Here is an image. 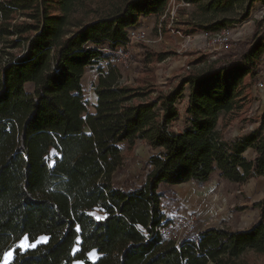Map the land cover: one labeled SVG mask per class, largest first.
Segmentation results:
<instances>
[{
  "label": "trees",
  "instance_id": "1",
  "mask_svg": "<svg viewBox=\"0 0 264 264\" xmlns=\"http://www.w3.org/2000/svg\"><path fill=\"white\" fill-rule=\"evenodd\" d=\"M183 1L198 6L207 34L227 30L225 15L236 5L245 20L253 3L264 4ZM169 3L0 0V253L24 235L48 238L22 255L17 248L13 264H245L249 251L264 255V219L245 230L197 224L194 238L178 244L157 230L170 218L164 200L175 186L203 185L216 171L241 184L264 178V118L251 132L225 135L261 83L264 17L251 39L232 42L215 60L199 56L166 90L151 64L168 52L147 49L134 85L120 67H100L95 112L88 111L87 68L126 44L142 17L164 16ZM187 89V120L175 129ZM139 140L154 150L145 182L116 185L121 144Z\"/></svg>",
  "mask_w": 264,
  "mask_h": 264
},
{
  "label": "rangeland",
  "instance_id": "2",
  "mask_svg": "<svg viewBox=\"0 0 264 264\" xmlns=\"http://www.w3.org/2000/svg\"><path fill=\"white\" fill-rule=\"evenodd\" d=\"M244 8L236 5L234 11L225 15L230 18L226 31L231 35L232 42L251 39L256 31V22L264 17V4L261 1L253 3L250 15L245 20L242 18L245 13ZM204 20L196 4L186 3L183 0H170L168 11L162 17L151 16L142 19L137 27L146 31L149 41L134 44L129 68L119 66L123 73V81L133 85L137 84V78L141 76L137 67L147 49L169 53L164 61L151 64L156 68L157 87L165 90L169 88V80L178 74H183L188 65L199 56L207 55L210 60L224 56V49L210 44L208 36L205 35L206 32L201 29ZM188 29L193 30L194 33L185 35L184 30ZM105 53L108 54L107 51ZM261 65L264 69V55ZM101 66V64H96L88 67L83 78L89 112H95L97 94L94 87L99 78L98 70ZM188 94L189 89L186 90L185 97L178 104L181 116L173 124L175 129H182L185 126ZM263 118L264 70L261 83L254 84L252 87L250 104L231 122L225 135L228 139H233L251 132L261 126ZM121 147L123 164L113 174V182L116 185L127 181L137 185L144 183L148 173L146 162L154 150L141 140L137 141L133 148H129L127 143L121 144ZM255 154L253 149L245 153L248 158H253ZM173 190L174 193L168 194L164 200L166 212L169 216L196 215L199 229L224 226L233 230H245L264 219V205L261 203L257 205L264 199V178L262 177L251 178L248 182L241 184L221 177L216 171L211 180L203 185L189 182L175 186ZM92 213L98 218L104 216L99 209L93 210ZM90 257L96 260L99 254L92 251ZM243 262L264 264V255L249 251L243 256ZM74 264H82V262L78 261Z\"/></svg>",
  "mask_w": 264,
  "mask_h": 264
},
{
  "label": "built area",
  "instance_id": "3",
  "mask_svg": "<svg viewBox=\"0 0 264 264\" xmlns=\"http://www.w3.org/2000/svg\"><path fill=\"white\" fill-rule=\"evenodd\" d=\"M159 27H161V25H159ZM205 35L208 36L210 44L213 46H217L221 49H227L232 46L231 35L226 30L212 34L205 33ZM148 41V34L144 29L137 26L131 28L128 32V42L117 46L106 59L100 60L99 64L102 65L101 68L103 70H106L109 66H124L129 68L131 65V55L134 44L137 42ZM100 74L101 72L98 71V77ZM157 230L166 241L174 240L176 244L181 240L191 241L198 231L197 217L194 214L170 216V218L163 222Z\"/></svg>",
  "mask_w": 264,
  "mask_h": 264
},
{
  "label": "snow or ice",
  "instance_id": "4",
  "mask_svg": "<svg viewBox=\"0 0 264 264\" xmlns=\"http://www.w3.org/2000/svg\"><path fill=\"white\" fill-rule=\"evenodd\" d=\"M40 243H47V237H41L35 239L34 242H29L28 236L24 235L20 242L14 244L6 252L0 253V264H13V261L16 259L15 253L17 248L20 249V254L22 255L31 249H35Z\"/></svg>",
  "mask_w": 264,
  "mask_h": 264
},
{
  "label": "crops",
  "instance_id": "5",
  "mask_svg": "<svg viewBox=\"0 0 264 264\" xmlns=\"http://www.w3.org/2000/svg\"><path fill=\"white\" fill-rule=\"evenodd\" d=\"M147 17H142L141 19H140V21H139V23H141V21H142V19H146ZM138 23V24H139ZM98 82V80L96 81V83ZM96 100H97V96H96ZM254 150V149H253ZM190 183H192V182H190Z\"/></svg>",
  "mask_w": 264,
  "mask_h": 264
}]
</instances>
